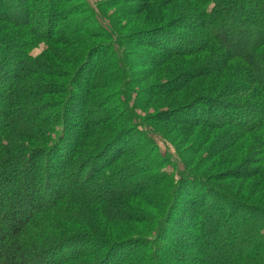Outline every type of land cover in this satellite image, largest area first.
<instances>
[{"label": "trees", "instance_id": "trees-1", "mask_svg": "<svg viewBox=\"0 0 264 264\" xmlns=\"http://www.w3.org/2000/svg\"><path fill=\"white\" fill-rule=\"evenodd\" d=\"M67 1L0 0V264H264V0L121 3L137 22L126 39L138 35L146 64L174 77L140 94L201 87L200 105L219 118L192 105L190 118L170 110L153 122L234 128L260 142L236 144L238 167L209 181L164 173L130 96L99 97L108 77H130L120 37ZM54 49L75 52L66 80L47 70ZM211 181H238L248 196Z\"/></svg>", "mask_w": 264, "mask_h": 264}, {"label": "rangeland", "instance_id": "rangeland-1", "mask_svg": "<svg viewBox=\"0 0 264 264\" xmlns=\"http://www.w3.org/2000/svg\"><path fill=\"white\" fill-rule=\"evenodd\" d=\"M110 1L111 0H68L66 5V9H70L73 12H76L75 10L79 11L80 9L78 7L81 6L90 8L94 12L96 19L99 20V23L104 27H112L120 37L117 47L122 51V57L119 62H121V67L123 66L127 70V76H130L128 80L132 81L133 84L127 85V79L125 81L116 79L115 77H117V75H114L113 78L108 77L107 82L105 81L104 83V90L99 91V97L102 99L103 97H111V95H114V97L118 99L120 94L123 96L124 94L130 96L128 105L131 107L132 111H134L132 116L136 118L135 123L138 126V130L150 139L151 152L154 150L153 153L155 155L160 154V156L163 157L166 166L162 171L166 174L173 175L175 180L179 179L178 177L181 172H191L192 175L202 177L209 181L225 169L238 167L236 163H238L240 159L235 160L237 157H234V154L232 155L231 152L236 149L234 146L243 142L245 143V147L247 146L248 148L249 146V150L252 149L253 151L260 143L257 139L254 140V138L246 137V134H240L236 139L235 136L238 134H236V129L234 128H223L218 130L204 126L193 127L187 124L176 125V123H165L162 121L153 122V118L157 116L158 113L170 110H174L179 114V118H185L187 116L186 110L192 105H195L194 110L197 108V111H199L198 113L202 110V116L207 119L206 121L208 122L218 121L219 118L216 117L214 112L200 105V99L204 94L202 93L201 87L195 89L193 85H190L188 87L190 90L184 89L179 93H169V95L164 97H148L147 99L140 94L141 91L147 90L151 86V88H155V86L157 88L158 85H164L174 77L172 78V75H166L164 73L166 71L164 70L161 72L157 67L146 64L149 60V49L136 47L140 40L138 35L126 39L131 31L137 29L135 28V23L137 24V22L133 17L135 13L131 10V5H126L125 3L121 4L123 0H115V5L117 6L113 9H109L108 4ZM125 1L127 2L129 0ZM118 2H120L121 6H118ZM104 4H106V6ZM88 15L91 21V13H88ZM93 26L94 25L90 23L89 28L93 29L90 36H94L95 31ZM80 39V41H84V37H80ZM85 40H87L88 43L92 42V44L103 42L93 40L90 37H87V39L85 38ZM103 43H105V41ZM74 46L76 50H78V48L80 49L79 44H75ZM83 46L84 44H82V47ZM45 48L44 43H40L32 50L30 56L32 58L39 57ZM50 52H52L51 54L53 57H55V54L59 59L56 60L55 64L49 61L50 64L47 70L58 71L57 73L61 74L60 78H65L66 80V77H68L67 74L73 69L71 64L73 63L72 58L76 57L75 52H67L60 49H54ZM48 55H50V53ZM157 59L160 60V57H157ZM121 76H124V74ZM57 80V78H50L48 76L45 78L46 82H56ZM105 108L112 109L115 108V105L110 104ZM100 112L95 114L97 118H101L102 114ZM133 144L137 146L136 143ZM231 157L234 158L231 159ZM249 158H251V160L256 159L253 156ZM251 162H253V160ZM244 164L247 166L242 167V169L253 167V165ZM210 185L222 189L227 187V189H225L233 195L237 194V196L240 197L248 196L246 190H241V183L238 181H220V183L211 181ZM230 189L232 191H230ZM140 233L141 231L139 230L135 235L139 236ZM173 234L175 236L176 232Z\"/></svg>", "mask_w": 264, "mask_h": 264}]
</instances>
